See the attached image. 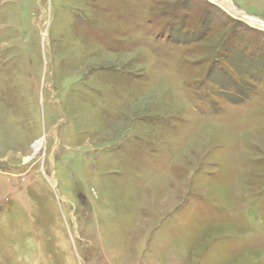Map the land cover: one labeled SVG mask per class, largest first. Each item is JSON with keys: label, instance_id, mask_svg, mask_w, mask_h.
<instances>
[{"label": "rangeland", "instance_id": "rangeland-1", "mask_svg": "<svg viewBox=\"0 0 264 264\" xmlns=\"http://www.w3.org/2000/svg\"><path fill=\"white\" fill-rule=\"evenodd\" d=\"M216 2L0 0V264H264V29Z\"/></svg>", "mask_w": 264, "mask_h": 264}, {"label": "bare ground", "instance_id": "bare-ground-1", "mask_svg": "<svg viewBox=\"0 0 264 264\" xmlns=\"http://www.w3.org/2000/svg\"><path fill=\"white\" fill-rule=\"evenodd\" d=\"M213 2H216L219 6H221V7H223L228 13H230V14H232V15H234V16H237V14H238V18L239 19H245L247 22H249V23H252L255 27H257V28H264V27H262V26H264V24L263 23H260V25L259 24H257L256 22H254V21H250L249 19H250V17L248 16H246V15H244L242 12H240L239 10H237V12H236V9H235V7H233L232 6V4H231V2L229 1V0H212ZM43 143H39L38 145H37V151L39 150V148L41 147V145H42Z\"/></svg>", "mask_w": 264, "mask_h": 264}, {"label": "water", "instance_id": "water-1", "mask_svg": "<svg viewBox=\"0 0 264 264\" xmlns=\"http://www.w3.org/2000/svg\"><path fill=\"white\" fill-rule=\"evenodd\" d=\"M257 24H259V25H260V22H258V21H257ZM260 26H261V25H260ZM262 27H264V26H262ZM260 29H262V28H260ZM263 29H264V28H263Z\"/></svg>", "mask_w": 264, "mask_h": 264}]
</instances>
